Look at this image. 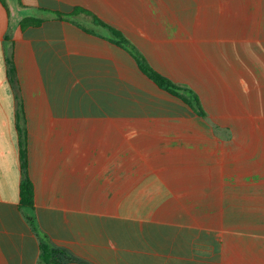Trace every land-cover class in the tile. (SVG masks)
<instances>
[{
  "label": "crops",
  "instance_id": "1",
  "mask_svg": "<svg viewBox=\"0 0 264 264\" xmlns=\"http://www.w3.org/2000/svg\"><path fill=\"white\" fill-rule=\"evenodd\" d=\"M42 243L264 264V0H0V264Z\"/></svg>",
  "mask_w": 264,
  "mask_h": 264
},
{
  "label": "trees",
  "instance_id": "2",
  "mask_svg": "<svg viewBox=\"0 0 264 264\" xmlns=\"http://www.w3.org/2000/svg\"><path fill=\"white\" fill-rule=\"evenodd\" d=\"M58 18H63L65 16L61 14H55ZM42 22L41 19L38 18H32L27 17L20 21L21 28H25L27 26H38ZM94 22L96 24H102L100 21L96 20L94 18ZM120 40V44L123 46H126V42L124 40ZM140 69L142 72H144L150 79H152L160 88H163L170 92L171 94L178 95L179 88L176 87L174 84H172L170 81L166 80L159 74L155 73L153 70H151L148 66L143 65L141 61L138 60ZM21 161L22 166L25 167V159H24V153H21ZM20 196H21V205L25 207H31L32 206V197H33V187L31 182L26 178L21 183L20 187ZM28 222L33 226V229L35 231L34 227V221L33 218L27 217ZM40 264H63L65 261H69L70 258L67 256V254L63 250L56 249L47 243H42L40 248Z\"/></svg>",
  "mask_w": 264,
  "mask_h": 264
}]
</instances>
